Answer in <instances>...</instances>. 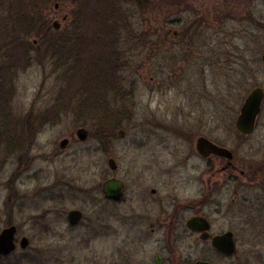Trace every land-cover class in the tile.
Instances as JSON below:
<instances>
[{
    "label": "rangeland",
    "instance_id": "1",
    "mask_svg": "<svg viewBox=\"0 0 264 264\" xmlns=\"http://www.w3.org/2000/svg\"><path fill=\"white\" fill-rule=\"evenodd\" d=\"M57 3L61 6L58 14L53 11ZM173 3L172 0H150L142 12L135 3L126 0L117 3L116 11L112 9V0H0V28L30 24L37 10L47 7L53 19L79 12L90 17L77 21L95 26L92 33L67 35L70 38L49 34L47 39V34L19 33L21 41L37 40L39 43L33 49L29 64L20 58L14 93L12 90V94H5L4 105L18 107L20 115L35 107L38 117L45 113L51 118L38 136V143L46 142L52 153L46 166L40 163L36 167H46L49 180L45 185L51 188V193L50 198L48 193L46 197L44 193L39 195L41 188L36 186V198L27 200L35 206L27 211L33 217L44 211L49 214L37 225L19 226L20 235L30 239V246L24 252L19 250L11 264H69L70 261L71 264H109L111 253L112 258L119 256L116 250L124 243L130 227L112 221L114 206L105 202L99 193L103 183L116 177L129 188L138 187L141 193L156 188L166 195L173 185L177 187L176 172L172 175L159 172L178 164L185 167H178L176 171L180 169L184 175L195 178V182L189 183H185L182 176L178 178L179 195L183 197V192L187 194L192 190L199 192L202 187L199 174L204 165L194 158L195 155H189L192 145L188 140H196L201 135L233 151L234 164L245 171L246 176L242 178L235 172L230 178L227 177L230 173L222 174L213 180L212 189L213 211L217 205L222 209L221 215H213L215 226L236 232L238 253L225 258L216 253H203L200 245L195 257L197 260L207 258L212 264H264V102L253 134L244 136L236 127L249 93L257 87L264 90V0H241L239 11L236 7L230 8L224 20L216 19L211 2H198L197 9L209 28L197 42L223 41L221 49L228 55L226 65L213 63L209 80L177 82L160 78L162 67L168 68L162 64L171 60L176 49L163 46L160 50L154 49L153 56H149V47L127 40L124 33L120 35L121 44L116 47L121 53L120 66L112 69V40L102 27L130 25L138 35L145 27L157 25L163 11L170 21L181 19V26L189 25L198 16L197 12L184 9L176 15ZM226 3L231 5L232 1L225 0L223 4ZM170 27L174 28L173 24ZM216 30L219 33L214 38ZM0 38L4 42L14 40L11 33L2 32ZM4 67L5 60L0 58L1 70ZM193 71L190 73H196ZM159 84L164 86L161 88L163 96ZM203 90L207 92L204 94ZM191 95L193 104L190 106L196 122L193 127L151 129L144 126L146 110L158 109L162 104L170 111L178 104L189 106L187 101L191 100ZM165 108L163 110L167 111ZM204 113L206 121L211 122L210 128L198 124L204 120ZM15 118L13 114L5 117L3 136L6 139L24 137L23 129L15 125L19 118ZM80 128L87 132L85 142L78 139ZM67 138L73 144L65 152L60 143ZM151 148L154 150L150 151ZM3 149L0 209L2 205L11 209L18 200L16 160L13 148L4 145ZM153 153L158 160L152 158ZM187 155L189 164H184ZM112 158L119 166L114 173L109 167ZM225 163L214 157L212 169H221ZM257 175V181L251 180ZM73 179L75 183L71 186ZM35 200L40 206L35 205ZM71 209H80L85 214L82 223L74 229L66 218ZM156 252L155 248H150L143 254L150 256Z\"/></svg>",
    "mask_w": 264,
    "mask_h": 264
},
{
    "label": "flooded vegetation",
    "instance_id": "2",
    "mask_svg": "<svg viewBox=\"0 0 264 264\" xmlns=\"http://www.w3.org/2000/svg\"><path fill=\"white\" fill-rule=\"evenodd\" d=\"M126 1L135 3L134 5L138 8V10L143 12L147 7L145 6L147 5L145 3L150 0ZM172 1H174L173 8L175 9L174 12L176 15L181 9H184L191 10L195 13L197 12L198 16L196 19H193L189 25L181 26V19H173L170 21L167 19V13L164 14L165 11H163V15L160 16L162 20H159L157 25L145 27L144 30L138 33V35H136L137 32H133L130 25H112L102 27L104 30L102 31L104 33L107 32L108 37L112 40V48L114 49L113 54L115 55L112 56V63H117L116 65L120 66L119 62L121 53L117 51L116 47L121 44L120 35L121 33H124L127 35V40L138 41L142 47H149L151 52L149 56H153L154 49L160 50L159 48L163 46L170 45L176 49V51L173 50V57L171 60H166L165 64H162V66L168 65V68L162 67L161 71L163 73H161L162 76L160 78L177 82L189 79L195 81L209 80L213 63H216V65H226V57L228 55L223 52V49H221L223 41L207 43L197 42V40H199V38L203 36V33L209 28L205 25L207 20H205L204 17H201L202 13L200 9H197L199 6L198 2H211V9L212 11L214 9L216 19L220 18L224 20L225 18H228L227 12H229L230 8L232 10L236 7L237 11H239L241 0H230L232 1L231 5H228L227 3L224 5L223 3L225 0ZM118 2H120V0H112V9L115 11L118 7ZM60 9V3H57L55 4L53 11L58 14ZM74 14L75 15L72 13L70 15L66 13L61 17V19H53L51 9L49 10L47 7L46 9H38L37 13L32 16V19L30 18V24L23 26H5L0 28L3 29L0 31V35L2 32L11 33L14 38V40L10 42H4L0 38V58L5 60V67L2 70L0 68V157L4 154V145L11 147V149L13 148L12 154L16 160L15 183H17V191L15 194L16 199H18L13 204L14 206L11 209L5 207V205H2L0 209V239H3L7 230L12 227L15 228V249L8 253L0 250V264H11V259L18 254L19 250L24 252L29 248L30 239L27 236L20 235L19 226L22 224L37 225L39 222L45 221L46 216L49 214V211H44L42 214H34L33 217L32 214L27 213V211H31L35 208V206L27 200L36 198V186L41 188V190L38 191L39 195H43L42 193H44V196L46 197L48 193L49 197V194L51 193V188L48 187L47 189V186L45 185L47 180H49V177L45 174L46 167L44 168V166H46L47 160L52 152L50 150V145L48 146L46 142H44L43 145L38 143V136L42 135L43 130L50 124L51 118L49 116L47 118L45 113L42 117H38L35 114V107L29 108L25 114L20 115L18 107L4 105L5 94H12V90L14 93V79L19 72L20 58L22 57L24 62L29 64L31 60L30 56L35 52L33 49L39 43L37 40L32 42L27 40L21 41L19 33L61 34V36L67 37V35L73 36V34L94 32L93 30H95V26L84 25V23L77 21L78 18L83 21V19L90 17V15H85L79 12H74ZM113 21H115L114 18L112 19V22ZM171 24H173L174 28L170 27ZM214 33V38H216L219 31L216 30ZM78 43L82 44L81 42ZM170 65H172V68ZM193 70L196 71V73L191 74L190 72ZM150 79L151 81H154V77H151ZM5 83L8 84V86L5 85ZM162 87L164 86L159 84L158 88L163 96L164 90L161 89ZM206 92V90H203L204 94ZM1 95L3 99H1ZM202 96L206 97L205 95ZM192 98L193 95H191V100L187 101L189 106L178 104L173 111L167 110L168 107L165 108L164 104L160 105V109L146 110L143 114L144 126L151 129H164L167 126L176 127L180 125V127L183 128L193 127V124H196V122L193 117L194 110L191 107L193 104ZM163 108L167 111L163 110ZM11 114L14 115V118L15 116L16 118H19L15 122V125L23 129L24 137H14L11 139L4 138L3 133L6 128L5 117ZM204 114V120H201L198 124L205 129L210 128L211 122L206 121V113ZM81 129L83 128L78 129L77 136L79 130ZM200 138H206L215 145L222 147L206 135H201L196 140H188V144L192 145L189 155H195L194 158L204 165L203 171L199 174L202 183V187L199 192L192 190L190 193L187 192V194L183 192V197L179 195L177 190V187L178 189L180 188L178 178L180 180V177L182 176L183 181L184 179L186 180L184 181L185 183L195 182V178H191L188 175L181 173L179 170L181 167L184 168L185 166L182 165L179 167L178 164L169 167L166 171L164 169L163 172H159L163 175L165 173L166 175H172L176 172L177 187L173 185L172 189L165 192L166 195L162 194V192L158 191L156 188H152L150 192L141 193L138 187L133 189L129 188V186H127L123 181L125 186L120 200H107L104 196L102 185L99 193H102L105 202L111 203L112 206H114L112 210V221L119 223L122 226L130 227L127 228L129 233L126 235L125 240L123 241L124 243L120 246V248H118V250H116V253H119V256L114 255L115 257L112 258L111 253L109 264H197L198 262L212 264L207 258L200 260L196 259L195 253L197 251V247L200 245L204 248L203 253H216L225 258H230L238 253L236 232L233 230L218 229L215 226L213 215H221L222 209L220 208V205H217L215 212L213 211L212 189L213 180L217 179L222 174L227 175L230 173L227 177L233 178L232 174L237 172L242 178H244L246 173L234 164V157L232 160H229L213 154L204 156L199 153L197 143ZM78 139L81 142H85L87 140H81L79 136ZM64 140H67V143L63 146L61 142L60 147L62 150L67 152L68 149L71 148L73 142L68 138ZM143 145L145 146L148 144L144 143ZM162 146L163 149H165L163 144ZM153 150L154 148L150 149V151ZM173 151L174 150H171V152ZM171 152L169 151V153ZM232 153L234 156L233 151ZM214 157L220 160L223 159L226 162L221 169L216 171L212 169V159ZM152 158L158 160L154 153L152 154ZM112 159L116 162V169H112V172L114 173L118 171L119 166L117 161L114 158ZM40 163L44 164V166L36 168L40 165ZM183 163L189 164L188 155L187 158L184 159ZM147 167H149V165ZM178 167L180 169L176 171ZM148 171H151V169ZM251 180L257 181L258 175L251 178ZM74 183L75 180L73 179L70 183L71 186ZM66 186L70 187V185ZM34 203L35 205L38 204L40 206L38 201L35 200ZM73 210H78L83 214L82 220L75 226H72L69 223L68 218L69 213ZM66 218L69 226L74 229L79 227L82 223L85 218V214L80 209H71L67 212ZM227 234H231V238L234 242L235 248L231 252L233 254H228L230 252L220 249L214 244V240L216 238L223 237ZM25 238L28 239L29 244L26 248H22L21 242ZM150 248H155L157 252L150 256L148 254H143ZM136 255L140 257L142 256V258H135ZM69 264H71V261Z\"/></svg>",
    "mask_w": 264,
    "mask_h": 264
},
{
    "label": "water",
    "instance_id": "3",
    "mask_svg": "<svg viewBox=\"0 0 264 264\" xmlns=\"http://www.w3.org/2000/svg\"><path fill=\"white\" fill-rule=\"evenodd\" d=\"M262 61L264 63V53L262 55ZM264 102V90L260 87L253 89L247 98L245 99L243 106L240 110V114L236 121V127L240 133L245 136H249L254 133L258 118L262 112V106ZM120 135L123 136L124 133L121 131ZM78 136L81 140H85L87 138V132L85 129H81L78 132ZM67 143V140L62 141V145L64 146ZM198 151L204 156L209 154L217 155L220 157L227 158L229 160L233 159V153L227 148H223L215 145L211 141L206 138H200L197 143ZM109 167L111 169H116V162L111 159L109 161ZM124 182L117 179L111 178L103 183V193L107 200H120L123 195ZM83 214L78 210H73L69 213V223L72 226L77 225L82 220ZM14 234L15 228L7 230L1 240L0 250L5 253L10 252L15 249L14 244ZM29 244L28 239H23L21 242V247L26 248ZM214 244L223 250H226L231 253L235 246L234 242L231 238V234H227L223 237L216 238L214 240ZM197 264H209L206 262H198Z\"/></svg>",
    "mask_w": 264,
    "mask_h": 264
},
{
    "label": "trees",
    "instance_id": "4",
    "mask_svg": "<svg viewBox=\"0 0 264 264\" xmlns=\"http://www.w3.org/2000/svg\"><path fill=\"white\" fill-rule=\"evenodd\" d=\"M38 34H39V33H38ZM42 35H43V34H42ZM48 35H49V34L47 33V35H46V37H45V38H47V37H48ZM47 39H48V38H47ZM47 39H46V40H47ZM112 56H115V55L113 54ZM116 64H117V63H116ZM116 64H113V63H112V69H113L114 67H115V69H116V66H117Z\"/></svg>",
    "mask_w": 264,
    "mask_h": 264
}]
</instances>
